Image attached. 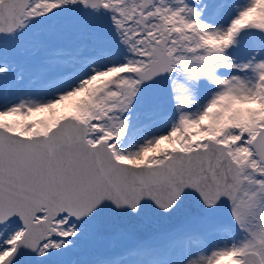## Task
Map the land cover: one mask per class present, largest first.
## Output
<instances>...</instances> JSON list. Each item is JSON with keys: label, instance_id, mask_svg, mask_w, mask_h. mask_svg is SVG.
I'll list each match as a JSON object with an SVG mask.
<instances>
[{"label": "snow or ice", "instance_id": "1", "mask_svg": "<svg viewBox=\"0 0 264 264\" xmlns=\"http://www.w3.org/2000/svg\"><path fill=\"white\" fill-rule=\"evenodd\" d=\"M0 264H264V0H0Z\"/></svg>", "mask_w": 264, "mask_h": 264}, {"label": "rangeland", "instance_id": "2", "mask_svg": "<svg viewBox=\"0 0 264 264\" xmlns=\"http://www.w3.org/2000/svg\"><path fill=\"white\" fill-rule=\"evenodd\" d=\"M72 103V101H67V102H65V104L66 105H70ZM64 105H61V106H58L57 107V110H56V112H55V115H60L61 113H62V111L64 110ZM45 114V112L44 113H39V114H35V116L33 117V118H42V116ZM53 115V113L52 112H50V114H49V116L51 117ZM10 121L11 120H13V119H16V118H14V117H10V118H8Z\"/></svg>", "mask_w": 264, "mask_h": 264}, {"label": "trees", "instance_id": "3", "mask_svg": "<svg viewBox=\"0 0 264 264\" xmlns=\"http://www.w3.org/2000/svg\"><path fill=\"white\" fill-rule=\"evenodd\" d=\"M49 114H50V111L49 112H45V114L43 115V118H49L50 117Z\"/></svg>", "mask_w": 264, "mask_h": 264}]
</instances>
